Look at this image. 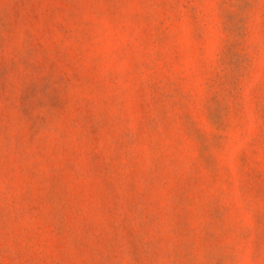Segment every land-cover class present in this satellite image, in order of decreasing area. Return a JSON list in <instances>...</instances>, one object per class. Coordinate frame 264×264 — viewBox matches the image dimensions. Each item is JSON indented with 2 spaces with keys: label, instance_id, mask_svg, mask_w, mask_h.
<instances>
[{
  "label": "rangeland",
  "instance_id": "obj_1",
  "mask_svg": "<svg viewBox=\"0 0 264 264\" xmlns=\"http://www.w3.org/2000/svg\"><path fill=\"white\" fill-rule=\"evenodd\" d=\"M0 264H264V0H0Z\"/></svg>",
  "mask_w": 264,
  "mask_h": 264
}]
</instances>
